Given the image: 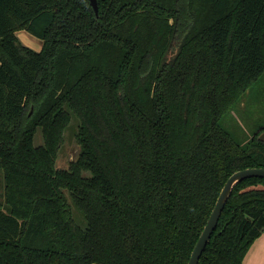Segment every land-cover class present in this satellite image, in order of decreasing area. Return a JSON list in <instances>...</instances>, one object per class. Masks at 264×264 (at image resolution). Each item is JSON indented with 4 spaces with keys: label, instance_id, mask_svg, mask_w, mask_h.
<instances>
[{
    "label": "trees",
    "instance_id": "1",
    "mask_svg": "<svg viewBox=\"0 0 264 264\" xmlns=\"http://www.w3.org/2000/svg\"><path fill=\"white\" fill-rule=\"evenodd\" d=\"M97 2L0 0V264H188L229 177L264 168V126L222 124L264 77V0ZM263 232L252 177L199 264H243Z\"/></svg>",
    "mask_w": 264,
    "mask_h": 264
},
{
    "label": "rangeland",
    "instance_id": "2",
    "mask_svg": "<svg viewBox=\"0 0 264 264\" xmlns=\"http://www.w3.org/2000/svg\"><path fill=\"white\" fill-rule=\"evenodd\" d=\"M21 42L35 50H41L42 40L31 35L27 31L18 32ZM79 119L72 115V120L65 130V142L61 147L56 166L58 168H68L69 164L76 160L80 153V146L76 142V134L79 128ZM223 126L232 133L234 138L241 144L252 138L257 128L264 126V77L254 84L248 94L236 107L222 119ZM34 143L36 146L44 144L42 128H38ZM4 196V175L0 170V201ZM74 219L82 226L87 225V221L80 210L73 205ZM78 215V217H77Z\"/></svg>",
    "mask_w": 264,
    "mask_h": 264
},
{
    "label": "water",
    "instance_id": "3",
    "mask_svg": "<svg viewBox=\"0 0 264 264\" xmlns=\"http://www.w3.org/2000/svg\"><path fill=\"white\" fill-rule=\"evenodd\" d=\"M90 1L96 13H98L97 0H90ZM258 138L260 141H264V132H262ZM252 177L264 178V168L263 167H253V168H246L243 170H238L229 177V179L227 180L226 184L224 185L220 193V196L213 209V212L193 250V253L191 255V258L188 264H199L201 256L203 252L205 251L215 229L218 226L220 217L223 213V210L234 188L243 180L252 178Z\"/></svg>",
    "mask_w": 264,
    "mask_h": 264
},
{
    "label": "crops",
    "instance_id": "4",
    "mask_svg": "<svg viewBox=\"0 0 264 264\" xmlns=\"http://www.w3.org/2000/svg\"><path fill=\"white\" fill-rule=\"evenodd\" d=\"M243 264H264V232L251 246Z\"/></svg>",
    "mask_w": 264,
    "mask_h": 264
}]
</instances>
